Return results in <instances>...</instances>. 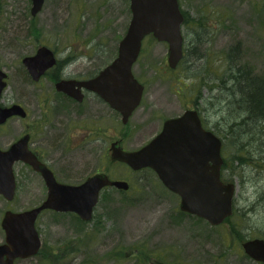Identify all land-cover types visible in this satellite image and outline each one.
Instances as JSON below:
<instances>
[{"label":"rangeland","instance_id":"1","mask_svg":"<svg viewBox=\"0 0 264 264\" xmlns=\"http://www.w3.org/2000/svg\"><path fill=\"white\" fill-rule=\"evenodd\" d=\"M178 4L185 19L184 57L170 69L168 45L151 36L143 40L132 67L144 86L143 96L126 125L99 101L78 107L59 100V114H53L54 107L47 113L54 129L42 152L58 182L78 185L104 173L127 182L129 189H103L88 222L72 213L43 211L35 223L39 252L15 264H259L244 253L242 244L264 239V161L260 150L253 151L264 142L257 131L240 138L239 128L228 130L238 120L233 100L238 97L230 96L221 80L231 66L249 69L264 82V0ZM129 5L130 0H44L32 17L30 0H0V70L7 74L0 106L26 107L25 122L35 126V144L44 136L36 129L45 126L42 99L51 86L48 78L30 84L21 60L46 46L71 64L68 70L74 76L97 74L117 56L131 19ZM187 108L196 109L206 129L222 139V178L235 186L234 213L218 226L180 211L179 197L152 170L132 171L110 160L112 142L119 140L126 151L137 150L160 132L166 119ZM24 126L16 119L1 126L0 148L21 136ZM248 141L247 149L241 147ZM14 172L15 196L11 201L0 196V223L6 210H29L47 194L40 176L25 165L15 163Z\"/></svg>","mask_w":264,"mask_h":264},{"label":"water","instance_id":"2","mask_svg":"<svg viewBox=\"0 0 264 264\" xmlns=\"http://www.w3.org/2000/svg\"><path fill=\"white\" fill-rule=\"evenodd\" d=\"M30 14L36 16L44 0H30ZM131 19L120 40L116 58L97 76L86 81H60L56 89L80 99V88L98 94L122 115L126 123L140 104L143 85L132 74V66L141 51L142 41L152 35L168 45L167 63L174 69L183 57L181 26L183 15L178 0H130ZM54 62L47 47H39L33 56L22 59L34 80ZM7 75L0 70V96L6 87ZM11 116L25 117L19 105L0 107V124ZM110 160L123 163L133 171L151 169L170 192L180 198V211L205 220L211 226L221 224L232 215L235 186L223 183L220 170L221 140L202 127L196 110H185L179 117L167 119L161 131L134 151H125L117 142L110 145ZM23 162L40 173L47 194L38 206L13 212L6 210L1 219L4 242L0 244V264H14L18 259L35 256L41 247L35 227L45 210L73 213L82 221L92 219L99 195L104 188L126 191L123 180L111 179L104 173L87 177L78 185L58 182L50 169L41 164L27 148V137H21L6 150L0 149V195L13 200L16 181L13 166ZM244 253L256 262L264 263V239L255 238L242 244Z\"/></svg>","mask_w":264,"mask_h":264},{"label":"flooded vegetation","instance_id":"3","mask_svg":"<svg viewBox=\"0 0 264 264\" xmlns=\"http://www.w3.org/2000/svg\"><path fill=\"white\" fill-rule=\"evenodd\" d=\"M40 47H42V46H40ZM44 47H46V46H44ZM39 48V47H38ZM37 48V49H38ZM48 48V47H47ZM37 49H36V51H37ZM49 49V48H48ZM51 50V49H50ZM36 51H35V53H36ZM51 52L53 53V57H54V62H53V64L48 68V69H46L39 77H38V79L37 80H34L32 77H31V75L29 74V72H28V70L26 69V67L23 65V63H22V60H21V63H22V65H23V67H24V69H25V72H26V76H27V78H28V81L30 82V84H32L33 86H37V85H40L41 83H42V81L44 80V79H49V81H50V86H51V88H50V90L49 91H47V93H45V96L43 97V99H42V103L45 105V109H44V115L46 116L45 118H46V120H45V126L44 127H42V129H36V130H42L43 132V135L44 136H41V138L38 140V144H35V142H33V139H34V135H33V133H32V131H33V129L35 128V126L33 125V124H31V123H26L25 121H26V119L28 118V111H27V109H26V107H24L22 104H20V103H12V104H10V105H8V106H3V107H11L12 105H19L20 107H22V109L24 110V112H25V117H19V116H11L10 118H8L3 124H0V127L1 126H3V125H5L8 121H10V120H20L21 122H24V130H23V133H22V135L21 136H19L16 140H14L10 145H12L13 143H15L18 139H20L21 137H24V136H26L27 137V148H28V150L37 158V160L41 163V164H43L44 166H46L48 169H50L51 170V172L53 173V175H54V177H55V173H54V171L52 170V168L50 167V165L48 164V161L47 160H45V158H44V154H43V152H42V150H47L48 149V144H47V139H48V136L52 133V131H53V127L51 126V124H50V122H49V118H48V115H47V113H48V111H51L52 110V107H54V112H53V114H56V115H58L59 114V107H58V103H59V100H65V101H67V102H71L72 104H74V106H78V107H80V106H82L83 104H85V103H88L89 105H91V103L93 102V103H95V101H99L100 103H103L104 105H106V106H108L111 110H113L115 113H117L119 116H120V120H121V123L123 124V125H126L127 123H128V121H129V119L133 116V114H134V112L135 111H137V109H139V104H138V106L133 110V112L131 113V115L129 116V118H128V120H127V122L126 123H123V120H122V115L118 112V111H116L115 109H113V108H111L110 106H109V104L108 103H106L98 94H96L95 92H93V91H90V90H88V89H86V88H80V93L78 94V95H80V99H76V98H73V97H71V96H69L68 94H66V93H64V92H62V91H59V90H57L56 89V84L58 83V82H60V81H86V80H89V79H92V78H94L95 76H97V74L102 70H100V71H98V73L97 74H95V75H93V76H74L73 74H72V70H70V72H69V70H68V67L69 66H71V64H69V63H67V62H65V60H60L58 57H57V55H56V53H55V50H51ZM34 53V54H35ZM33 54V55H34ZM33 55H31V56H33ZM139 57V56H138ZM105 68V67H104ZM68 70V71H67ZM4 72V71H3ZM66 73V74H65ZM6 74V73H5ZM7 75V74H6ZM138 82H139V80L138 79H136ZM5 81H6V86H7V77H6V79H5ZM6 88V87H5ZM5 90V89H4ZM3 90V91H4ZM3 93V92H2ZM2 95V94H1ZM143 96V95H142ZM1 97V96H0ZM0 107H2V106H0ZM185 110H196V109H194V108H192V109H185ZM184 110V111H185ZM183 111V112H184ZM197 111V110H196ZM182 112V113H183ZM76 113L77 114H79L78 113V110L76 111ZM181 113V114H182ZM197 113H198V116H199V119H200V121H201V125H202V127L203 128H205L206 129V127L204 126V123H203V120L201 119V117H200V115H199V112L197 111ZM180 114V115H181ZM179 115V116H180ZM179 116H177V117H179ZM174 118H176V117H174ZM169 119H171V118H169ZM167 120V119H166ZM165 120V121H166ZM164 121V122H165ZM163 122V123H164ZM162 126H163V124H162ZM161 129H162V127H161ZM161 131V130H160ZM157 135V134H156ZM114 142H117L119 145H120V141L118 140V141H114ZM113 143V142H112ZM111 143V144H112ZM110 144V145H111ZM9 145V146H10ZM47 145V146H46ZM8 146V147H9ZM7 147V148H8ZM252 147H254V146H251V148ZM6 148V149H7ZM122 148V147H121ZM222 148H223V141H222V139H221V154H222ZM1 149V148H0ZM6 149H2V150H6ZM139 149V148H138ZM253 149V148H252ZM124 150V149H123ZM126 151V150H125ZM254 152L255 151H257V149L256 148H254V150H253ZM45 153V152H44ZM224 162V161H223ZM17 163H21V164H23V165H25L26 166V168H28V169H30V170H32L34 173H36V174H38L39 176H40V178L42 179V177H41V175H40V173H38V172H36V171H34L32 168H31V166L30 165H27V164H25V163H22V162H17ZM224 164V163H223ZM223 169V166H222V168H221V173H220V178H221V180L224 182V180H223V178H222V170ZM55 179H56V177H55ZM57 180V179H56ZM42 181H43V179H42ZM44 182V181H43ZM45 185V184H44ZM256 263H259V262H256ZM259 264H264V263H259Z\"/></svg>","mask_w":264,"mask_h":264},{"label":"trees","instance_id":"4","mask_svg":"<svg viewBox=\"0 0 264 264\" xmlns=\"http://www.w3.org/2000/svg\"><path fill=\"white\" fill-rule=\"evenodd\" d=\"M229 71L230 73H228V76L226 75L227 78L221 80V82L229 91L230 96L238 97L233 99L235 100V106L237 107L238 120L233 124L231 123L228 130L234 132L236 128H239L242 132L240 138L242 136H249L252 133L255 134L257 131L260 141L264 142V82L259 78L252 76L249 69L247 70L241 67L230 66ZM253 141L256 142L257 139H254ZM246 143V145L241 143V147L247 146V149L248 146L251 145V141ZM259 150L263 155L264 161V146L260 147V145H258L257 151L259 152ZM229 219L230 218L226 220Z\"/></svg>","mask_w":264,"mask_h":264}]
</instances>
